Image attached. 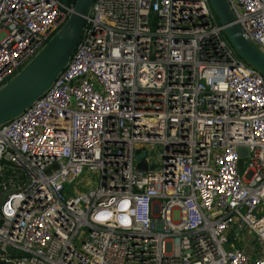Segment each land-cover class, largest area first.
Instances as JSON below:
<instances>
[{"label":"built area","instance_id":"2783aa9c","mask_svg":"<svg viewBox=\"0 0 264 264\" xmlns=\"http://www.w3.org/2000/svg\"><path fill=\"white\" fill-rule=\"evenodd\" d=\"M228 2L264 51V0ZM73 3L0 0V86ZM0 259L264 264V76L209 0L93 1L51 87L0 124Z\"/></svg>","mask_w":264,"mask_h":264},{"label":"water","instance_id":"95a60500","mask_svg":"<svg viewBox=\"0 0 264 264\" xmlns=\"http://www.w3.org/2000/svg\"><path fill=\"white\" fill-rule=\"evenodd\" d=\"M93 1L74 0L73 9L65 22L16 73L0 86V124L20 114L51 87L82 36ZM209 2L235 51L264 76V51L244 34L240 23L235 20L228 0H209ZM237 149L241 165L247 155L248 146H238ZM138 153L142 156L144 151ZM137 167L145 169L147 165L145 161L139 160ZM0 264L13 263L0 259Z\"/></svg>","mask_w":264,"mask_h":264},{"label":"rangeland","instance_id":"374dc122","mask_svg":"<svg viewBox=\"0 0 264 264\" xmlns=\"http://www.w3.org/2000/svg\"><path fill=\"white\" fill-rule=\"evenodd\" d=\"M137 157L141 156V153L136 154ZM98 179V174L94 171L91 170L88 167L83 168L82 176L77 180V183H75V188L84 191L87 190L89 187L93 186L96 184ZM173 217L177 218L178 213L177 211L173 212Z\"/></svg>","mask_w":264,"mask_h":264}]
</instances>
